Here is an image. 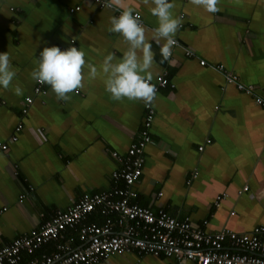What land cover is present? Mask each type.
<instances>
[{
  "label": "crops",
  "instance_id": "crops-1",
  "mask_svg": "<svg viewBox=\"0 0 264 264\" xmlns=\"http://www.w3.org/2000/svg\"><path fill=\"white\" fill-rule=\"evenodd\" d=\"M110 2L113 9L93 0H0V52L8 51L15 72L9 86L0 87V141L7 144L0 149V247L82 194L109 189L111 173L120 165L113 151L123 154L138 139L144 102L113 99L100 71L109 52L118 59L128 47L119 33L109 31L111 18L128 7L140 15L152 44L153 79L165 73L170 81L153 100L151 141L133 186L137 203L164 207L208 232L247 233L264 225V107L213 67L222 65L264 94V0H218L215 13L192 0H172L181 26L167 60L160 54L163 41H151L157 25L151 0ZM76 6L80 9L72 10ZM72 39L85 52L86 65L97 67V77L91 78L85 66L83 86L67 99L51 87L33 95L30 73L39 52L52 45L62 49ZM27 95L34 101L22 117ZM18 121L22 128L13 141ZM221 193L226 195L216 206ZM97 219L103 221L100 214ZM65 235L75 241L78 234L68 229ZM54 247L50 241L41 250ZM94 264L196 263L131 248Z\"/></svg>",
  "mask_w": 264,
  "mask_h": 264
},
{
  "label": "built area",
  "instance_id": "built-area-1",
  "mask_svg": "<svg viewBox=\"0 0 264 264\" xmlns=\"http://www.w3.org/2000/svg\"><path fill=\"white\" fill-rule=\"evenodd\" d=\"M93 1L100 8L113 7L110 0V7L104 0ZM79 9L80 6H76L72 10ZM120 12H117V16ZM134 14L139 15L137 12ZM175 41L174 45L177 44ZM69 46H76L74 39ZM186 54L190 55V52ZM200 64L204 65L205 61L201 60ZM213 67L224 74L228 84H234L244 93L251 94L254 102L264 107V94L256 93L252 84L240 82L234 72L225 70L220 64ZM151 83L158 92L170 81L165 73H161ZM47 87L50 86L35 81L33 95L44 94ZM33 95L24 97L22 117L33 103ZM154 115L153 101L147 106L144 103L138 139L123 154L113 151V157L120 165L111 173L112 186L109 189L82 194L66 209L56 210L40 226L2 245L0 264H94L131 248L138 253L188 259L196 264H264V225L255 226L247 233H237L229 228L208 232L188 218H176L164 207L152 209L137 203L133 186L142 174L144 148L151 141L149 129ZM21 128L22 122L18 121L11 140L17 139L16 133ZM0 149H7V144L0 141ZM199 149L202 150V146ZM243 190H247V186ZM225 195L221 193L215 197L216 206ZM96 213L103 217L102 222L87 221ZM68 229L77 232V240L66 237ZM50 241H55L53 251H42L41 247Z\"/></svg>",
  "mask_w": 264,
  "mask_h": 264
},
{
  "label": "clouds",
  "instance_id": "clouds-1",
  "mask_svg": "<svg viewBox=\"0 0 264 264\" xmlns=\"http://www.w3.org/2000/svg\"><path fill=\"white\" fill-rule=\"evenodd\" d=\"M147 3L148 0H145ZM153 7L150 12L157 18V25L153 29L151 41L160 46L163 60L171 56V50L176 43L174 36L181 23L180 18L172 13V0H151ZM111 6L108 0H104ZM192 3L201 6L208 13H215L218 9V0H192ZM109 31L119 33L127 42V49L122 57L116 58L109 52L103 59L100 71L106 74L105 89L115 100L127 98L142 100L149 105L156 96L153 79L154 55L152 44L148 42L145 28L140 22L139 15L134 14L131 7L123 9L118 16L110 21ZM87 66L88 75L96 78L98 69L95 65H86L85 52L76 46L61 49L59 46H45L36 57V67L30 73L37 83H44L60 99H67L68 94L83 86V69ZM15 72L10 66L8 51L0 52V87L7 88ZM16 93L21 94L17 87Z\"/></svg>",
  "mask_w": 264,
  "mask_h": 264
},
{
  "label": "trees",
  "instance_id": "trees-1",
  "mask_svg": "<svg viewBox=\"0 0 264 264\" xmlns=\"http://www.w3.org/2000/svg\"><path fill=\"white\" fill-rule=\"evenodd\" d=\"M93 215H94V216H93ZM93 215H92V217L90 218V219H91L90 221H92V220L95 221V220H94V219H95V216H96V215L98 216L99 214L96 213V214H93ZM96 221H97V222H100L98 219H97Z\"/></svg>",
  "mask_w": 264,
  "mask_h": 264
}]
</instances>
